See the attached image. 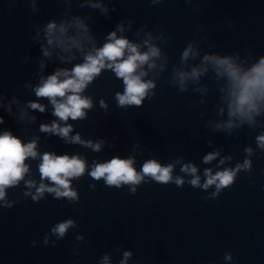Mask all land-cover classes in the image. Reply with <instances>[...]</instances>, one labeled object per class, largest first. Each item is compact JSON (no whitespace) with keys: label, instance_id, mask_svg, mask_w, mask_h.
Wrapping results in <instances>:
<instances>
[{"label":"water","instance_id":"water-1","mask_svg":"<svg viewBox=\"0 0 264 264\" xmlns=\"http://www.w3.org/2000/svg\"><path fill=\"white\" fill-rule=\"evenodd\" d=\"M78 19L87 25V32L77 25ZM50 22L64 24L66 35L78 39L82 48L48 45L45 26ZM117 24L125 29L117 37L134 43L142 44L149 32L153 38L167 39L160 46L170 62L157 81L155 98L146 99L142 107H118L114 95L123 91V83L105 71L83 93L93 103L91 110H85L86 118L67 121L73 126L69 136L104 141L100 152L40 132L41 124L54 120L65 126L52 115L48 99L35 96L41 77L82 62L86 53L106 42ZM188 42L199 45L201 54L238 51L242 59L249 53L254 59L264 55V0H162L157 4L152 0H0V116L5 120L0 133L11 130L22 143L38 137L39 154L80 155L88 165L79 180L71 181L79 197L76 203L47 193L45 199L33 202L24 193L34 195L35 188L29 189L24 181L5 189V199L0 201V264H120L125 252L131 253L127 264H264V150L255 142L264 126L245 125L231 135L212 130L227 119L226 114H218L224 105L212 73L202 78L208 94L194 91L191 85L180 93L166 82L172 65L181 67L180 55ZM42 46L49 56L42 54ZM101 99L107 109L100 106ZM30 102L44 105L45 111L31 109ZM259 123H264V116L258 117ZM246 147H251V155L245 153ZM218 150L220 156L202 163L203 156ZM115 156L135 157L137 171L149 158L165 166L180 159L173 177L181 176L185 183L178 187L142 182L131 194L129 185L108 187L103 179L96 181L87 174L93 161L104 163ZM226 156L232 159L220 164ZM245 158L251 161V171L238 172L234 184L215 198L214 185L194 188L188 183L193 177L180 171L183 164L193 163L202 185L206 168L214 175L235 168ZM39 162V156L25 161L30 168L24 180L35 181L36 187L41 183ZM5 202L11 208L3 207ZM67 219L76 226L58 240L51 228ZM226 254L232 259H226Z\"/></svg>","mask_w":264,"mask_h":264},{"label":"clouds","instance_id":"clouds-1","mask_svg":"<svg viewBox=\"0 0 264 264\" xmlns=\"http://www.w3.org/2000/svg\"><path fill=\"white\" fill-rule=\"evenodd\" d=\"M161 2L162 0H152L153 4ZM91 6L98 7V5ZM77 25L85 32L88 31L87 25L79 19ZM124 30L122 24H117L116 30L106 36V42L101 47H94L93 51L86 53L82 62L73 65L71 69H56L46 78L41 77L40 84L34 89L35 96L47 98L54 109L52 115L59 121L65 122V126H61L54 120L50 125L41 124L40 132L59 136L66 144H80L90 148L93 152H100L104 141L93 143L91 140H82L79 134L69 136V133L73 131V126L67 124V121L86 118L85 110H91L93 103L91 97L83 93L105 71L112 72L115 78L123 83V91H117L114 95L118 107H142L146 99L155 98L157 81L161 74L168 70L170 62L168 55L160 46L161 43L166 45L167 39L163 38V35L153 38L149 32L146 33L147 38L142 41V44L134 43L124 36L117 37V32ZM66 33L67 29L64 24L58 26L57 23L50 22L45 26L48 45L58 46L64 50L75 45L81 49L80 41L67 36ZM88 38L91 39V37ZM68 41H71V44H68ZM42 54L47 57L50 52L42 46ZM197 60L198 63L189 65V61ZM179 62L181 67L177 68L173 64L171 76L166 82L180 93L187 92L191 85L194 86V91L208 94L209 87L202 83V78L209 73L213 74L214 81L218 84L219 101L224 105L218 114L227 116L225 121L214 124L212 127L214 132L231 135L245 125L251 129L264 126V123L258 124V117L264 116V55L254 59L249 53L242 59L238 51L228 54L219 52L201 54L199 45L194 46L192 42H188L180 55ZM150 73H155V75L148 78ZM221 81L223 83H220ZM200 103L204 101L201 100ZM100 106L107 109V104L103 99L100 100ZM28 107L39 110L41 113L45 111L44 105L36 102H30ZM31 119L35 120V117ZM4 123V118L0 116V125ZM38 139L37 137L31 142L22 143L21 139L11 130H4L0 133V201L5 199L6 188L18 187L20 182L24 181L29 189L35 188L34 195L31 192L24 193L25 196H31L33 202L38 203L45 199L46 193L57 200L66 198L70 203L78 202L79 197L77 191L72 188L71 181L79 180L85 174L88 168L86 159L80 155H57L54 152H44L41 155L37 151ZM255 142L261 150H264V131L255 137ZM244 151L248 155L252 154L251 147H246ZM38 156L40 162L37 167L41 183L39 187H36L35 181L24 180L30 168L25 161L29 158L36 160ZM218 156H220L219 150L210 152L203 156L202 163L208 164ZM230 159H232L231 156L223 157L220 159V164ZM135 163V157L122 159L119 156L104 163L93 161L87 174L96 181L103 179L108 187L114 186L119 189L124 185H129L131 194L136 193V186L142 182L154 181L164 185L174 183L178 187L185 183L181 176L173 177L175 164H179L180 159L165 166L155 158H149L143 162L139 171L133 166ZM251 168V161L247 158L242 164L237 163L235 168H225L214 175L211 168H206L204 170L206 180L202 185L201 178L197 175L198 168L193 163L183 164L180 171L193 177L188 183L194 188L202 187L206 190L214 185L216 191L212 196L215 198L223 189L234 184L238 172L242 170L250 172ZM11 206L8 202L3 205L6 208H11ZM75 226L72 219H67L51 228V234L58 240H62L68 229ZM77 239H82V237L78 236ZM35 243L32 241L33 246ZM48 243V236L45 235V246ZM130 256V252H125L124 260L120 264H127ZM226 259L231 260V255L226 254ZM107 260L108 257L105 256L104 261Z\"/></svg>","mask_w":264,"mask_h":264}]
</instances>
